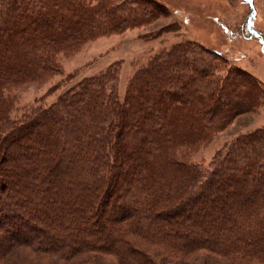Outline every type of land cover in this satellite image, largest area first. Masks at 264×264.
Here are the masks:
<instances>
[{
	"label": "trees",
	"instance_id": "1",
	"mask_svg": "<svg viewBox=\"0 0 264 264\" xmlns=\"http://www.w3.org/2000/svg\"><path fill=\"white\" fill-rule=\"evenodd\" d=\"M167 16L154 0H0V259L28 246L65 264H264V127L207 168L191 161L233 118L264 110L249 73L219 74V55L182 41L137 68L122 97L114 63L17 115L13 92L60 74L59 56Z\"/></svg>",
	"mask_w": 264,
	"mask_h": 264
},
{
	"label": "rangeland",
	"instance_id": "2",
	"mask_svg": "<svg viewBox=\"0 0 264 264\" xmlns=\"http://www.w3.org/2000/svg\"><path fill=\"white\" fill-rule=\"evenodd\" d=\"M154 1L164 5L169 16L121 34L90 41L70 56H59L60 74L50 76L40 83L22 86L13 92L17 115H27L37 107L47 108L80 80L96 75L114 63L119 64L118 94L122 97L128 80L137 68L144 66L161 49H168L182 41L194 42L219 55L227 65L222 66L225 68L223 71L219 68V74H224L230 66L237 67L254 77L264 90V49L260 35H264V0ZM166 25H171V32H159ZM262 127V107L240 114L209 145L194 153L191 161L207 168L215 152L225 144L238 135ZM25 144L28 143L25 141ZM20 164L23 165L22 162ZM36 237L34 235L33 238H20L17 241L35 244L42 240ZM27 247L17 246L15 250L7 252V256H1L0 264H65L54 257L37 258L27 253ZM68 264L115 262L111 256L91 255L85 261H72ZM178 264H237V261L205 254L204 257L198 255L193 261Z\"/></svg>",
	"mask_w": 264,
	"mask_h": 264
},
{
	"label": "snow or ice",
	"instance_id": "3",
	"mask_svg": "<svg viewBox=\"0 0 264 264\" xmlns=\"http://www.w3.org/2000/svg\"><path fill=\"white\" fill-rule=\"evenodd\" d=\"M249 2H251V0H249Z\"/></svg>",
	"mask_w": 264,
	"mask_h": 264
}]
</instances>
